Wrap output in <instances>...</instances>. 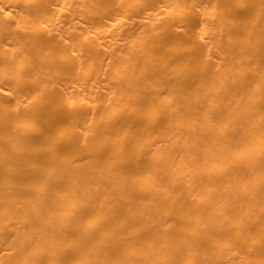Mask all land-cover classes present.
I'll return each mask as SVG.
<instances>
[{
    "label": "bare ground",
    "instance_id": "6f19581e",
    "mask_svg": "<svg viewBox=\"0 0 264 264\" xmlns=\"http://www.w3.org/2000/svg\"><path fill=\"white\" fill-rule=\"evenodd\" d=\"M0 264H264V0H0Z\"/></svg>",
    "mask_w": 264,
    "mask_h": 264
}]
</instances>
